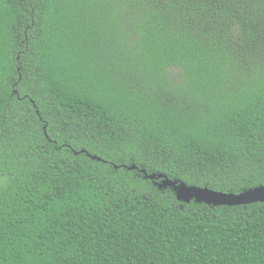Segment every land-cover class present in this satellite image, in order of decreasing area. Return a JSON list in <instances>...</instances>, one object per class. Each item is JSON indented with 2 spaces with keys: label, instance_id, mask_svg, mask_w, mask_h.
<instances>
[{
  "label": "trees",
  "instance_id": "1",
  "mask_svg": "<svg viewBox=\"0 0 264 264\" xmlns=\"http://www.w3.org/2000/svg\"><path fill=\"white\" fill-rule=\"evenodd\" d=\"M152 174L264 185V0H0V264H264Z\"/></svg>",
  "mask_w": 264,
  "mask_h": 264
},
{
  "label": "water",
  "instance_id": "2",
  "mask_svg": "<svg viewBox=\"0 0 264 264\" xmlns=\"http://www.w3.org/2000/svg\"><path fill=\"white\" fill-rule=\"evenodd\" d=\"M93 158L99 159L95 155ZM150 178H160L158 187H170L177 200L189 202L193 200L198 203H205L208 205H241L252 202L264 201V185H259L245 189L239 193L222 192L213 190L207 187H198L194 185H187L178 180H172L165 177L163 174H152Z\"/></svg>",
  "mask_w": 264,
  "mask_h": 264
}]
</instances>
